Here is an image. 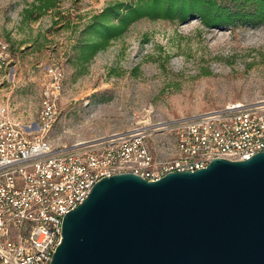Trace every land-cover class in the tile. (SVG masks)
<instances>
[{"label": "rangeland", "instance_id": "rangeland-1", "mask_svg": "<svg viewBox=\"0 0 264 264\" xmlns=\"http://www.w3.org/2000/svg\"><path fill=\"white\" fill-rule=\"evenodd\" d=\"M134 1L56 0L39 13L37 0H0V107L33 127L50 82L46 69L57 66L62 87L46 138L55 148L71 149L145 122L264 99V24L207 28L195 18L143 19L88 62L77 60L79 47L91 39L92 16ZM154 152L167 157L160 146Z\"/></svg>", "mask_w": 264, "mask_h": 264}, {"label": "built area", "instance_id": "built-area-1", "mask_svg": "<svg viewBox=\"0 0 264 264\" xmlns=\"http://www.w3.org/2000/svg\"><path fill=\"white\" fill-rule=\"evenodd\" d=\"M46 74L50 82L33 127L0 107V264H50L64 215L102 178L132 173L156 181L203 169L215 158L244 161L264 152V99L145 122L84 147L55 148L46 135L57 115L62 72L52 65ZM159 146L167 155L162 160L154 152Z\"/></svg>", "mask_w": 264, "mask_h": 264}, {"label": "water", "instance_id": "water-1", "mask_svg": "<svg viewBox=\"0 0 264 264\" xmlns=\"http://www.w3.org/2000/svg\"><path fill=\"white\" fill-rule=\"evenodd\" d=\"M50 264H264V152L102 178L64 215Z\"/></svg>", "mask_w": 264, "mask_h": 264}, {"label": "trees", "instance_id": "trees-1", "mask_svg": "<svg viewBox=\"0 0 264 264\" xmlns=\"http://www.w3.org/2000/svg\"><path fill=\"white\" fill-rule=\"evenodd\" d=\"M37 1L33 8L39 13L52 9L56 2ZM25 13L31 12L25 10ZM189 18L198 19L207 28L229 27L238 23L264 24V0H135L125 6L113 3L92 16L86 29L91 39L79 47L77 60L88 62L137 21L183 23Z\"/></svg>", "mask_w": 264, "mask_h": 264}]
</instances>
